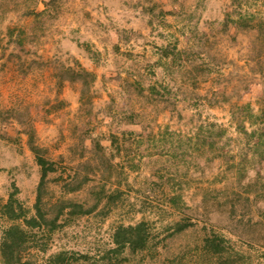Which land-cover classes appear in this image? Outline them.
Here are the masks:
<instances>
[{
  "label": "rangeland",
  "instance_id": "1",
  "mask_svg": "<svg viewBox=\"0 0 264 264\" xmlns=\"http://www.w3.org/2000/svg\"><path fill=\"white\" fill-rule=\"evenodd\" d=\"M262 109L264 0H0V205L16 190L35 214L30 144L56 168L41 205L61 227L32 264H264ZM139 222L147 247L111 253Z\"/></svg>",
  "mask_w": 264,
  "mask_h": 264
},
{
  "label": "trees",
  "instance_id": "2",
  "mask_svg": "<svg viewBox=\"0 0 264 264\" xmlns=\"http://www.w3.org/2000/svg\"><path fill=\"white\" fill-rule=\"evenodd\" d=\"M81 73L89 76L91 80L95 78L94 74L86 71H82ZM249 118L250 125L253 127L252 131L248 134L253 139L252 151L261 160H264V109L257 116L250 113ZM30 151L34 155V160L39 168L40 175L36 202L34 204L35 214L28 216V210L22 206L16 197V190L9 195L5 204L0 205V213L9 221L17 222V224L7 227L1 234L0 257L2 264H32L25 257L30 249L34 248L43 253L47 251L46 244H38V234L43 231L53 233L54 230L61 227V224L57 223L59 216L48 219L41 205L42 193L47 177L56 171L55 164L45 159L41 155L40 149L35 145L30 144ZM66 208L71 209L68 215L88 214L92 211V208L84 209L83 206L78 204L61 202L59 213H62L63 209ZM186 225L177 224V229L182 230ZM147 228L145 222H139L129 226H119L112 236L114 248L110 252L121 255L125 251L136 253L144 250L148 243L149 232ZM224 243V238L213 233L212 237L204 238V250L213 256L223 257L228 254ZM65 257L66 253L64 252L55 253L50 255L47 262L49 264H63Z\"/></svg>",
  "mask_w": 264,
  "mask_h": 264
}]
</instances>
